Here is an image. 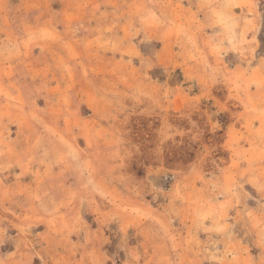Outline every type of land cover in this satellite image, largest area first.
Listing matches in <instances>:
<instances>
[{
	"label": "rangeland",
	"instance_id": "374dc122",
	"mask_svg": "<svg viewBox=\"0 0 264 264\" xmlns=\"http://www.w3.org/2000/svg\"><path fill=\"white\" fill-rule=\"evenodd\" d=\"M0 264H264V0H0Z\"/></svg>",
	"mask_w": 264,
	"mask_h": 264
},
{
	"label": "crops",
	"instance_id": "0c3cea01",
	"mask_svg": "<svg viewBox=\"0 0 264 264\" xmlns=\"http://www.w3.org/2000/svg\"><path fill=\"white\" fill-rule=\"evenodd\" d=\"M136 1H139V0H136Z\"/></svg>",
	"mask_w": 264,
	"mask_h": 264
}]
</instances>
